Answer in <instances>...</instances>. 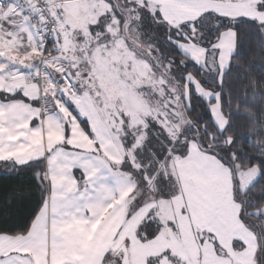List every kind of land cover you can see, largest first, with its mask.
I'll use <instances>...</instances> for the list:
<instances>
[{"label": "rangeland", "instance_id": "obj_1", "mask_svg": "<svg viewBox=\"0 0 264 264\" xmlns=\"http://www.w3.org/2000/svg\"><path fill=\"white\" fill-rule=\"evenodd\" d=\"M60 1L66 16L64 26L68 25V29L63 28L61 32L63 39L70 34V24L78 11L79 14L88 13L91 21H95L93 17L98 13L104 14L106 20L103 23H107V29L111 33L115 32L116 35L109 37L110 47L104 50L103 60L121 62L123 66L120 69L115 67L112 69L119 70L125 80L133 82L129 85L118 82L106 85V94L109 98L107 105L112 114L111 125L117 128L118 136H114L109 129L110 137L106 135L105 139L110 138V145H113L123 156L122 163L127 159L133 161L132 169L143 166L142 172L135 171L137 189L134 182L130 181L132 190L128 201L134 199L133 207L137 206V209L127 215L126 227L129 235L132 232V240H135L123 250V254L126 255L123 257V264L130 262L132 254L137 264H258L259 258L264 255V244L260 242L252 226L242 217L241 203L236 196L237 191H246L258 177V167L240 169L236 166L233 172L216 156L201 150L196 141L191 139L188 141L187 158H181L175 152L184 150L185 140L191 137L190 126L182 114L181 107L183 103L186 108L189 106L188 82L193 83L195 93L207 100L213 99L210 110L218 129H223L225 125V119L219 109L218 97L214 93L202 90L190 74L177 72L178 69L183 68L186 61L202 66L205 58V48L200 44L203 32L199 29L193 33L183 28V25L191 23L195 17L200 16L201 12L206 14L200 18L199 24L206 22L208 18L216 17V12L232 19L252 17L264 22V11L257 10L261 0ZM209 9H212L213 13L209 14ZM124 15H127L128 21L125 28L123 27L125 36L120 37L119 40L117 35L120 34ZM24 26V18L19 20L8 13L0 16V45L6 43L13 50L14 58L19 61L27 58L28 47L33 45L34 48L36 44ZM262 30L264 31V28ZM220 32L224 30L220 29ZM169 33L171 40L168 39ZM185 34H187L186 38ZM219 36L220 34L215 42H220ZM58 41L59 36L56 39V42ZM230 47L233 49L231 45L227 47L221 44L217 49V63L220 61V55L222 57L226 52L228 53ZM107 50L109 55L105 53ZM154 51L157 57L153 56ZM149 58L155 64L161 60V67L155 73H151L147 61ZM86 59L85 54V62ZM173 61H176L174 64L178 67ZM77 62L80 65L78 72L82 74L77 96H82L83 100H86L88 94L85 88L88 87V83L85 82L84 77L85 62L82 64L81 59H77ZM60 67L62 68L60 70L65 68ZM65 69L68 72L67 68ZM162 74L169 80L168 86L162 79ZM54 80L56 78H53L52 83L49 79L45 81L47 94L56 87ZM98 86L92 85L93 92ZM114 89L121 90L119 98L115 97ZM74 98L65 99L61 109L52 111L50 115H53V119L59 118L62 122L61 142L68 140L73 147H77L79 145L74 141L81 143L82 139L87 143V148H90L91 143L102 141L97 132L100 123L97 116L86 115L83 118L75 115L69 106ZM99 100L97 103L106 102L101 96ZM92 102L94 103V97ZM47 114L45 112L39 118V125L43 129L48 119ZM79 118L88 120L90 134L80 123ZM101 118L108 121V117ZM149 122H155L162 127L170 139L184 136L185 140L179 142L177 148L165 145L159 151L160 156L156 151L158 148L156 143L150 144L152 148L148 147L144 151ZM110 148L111 151L107 153L111 158H116L114 148ZM165 148L168 149V154H165ZM122 163L120 162L116 167L125 170L131 176L127 164L122 168ZM144 181L147 183L145 184ZM253 213L261 214L264 223V207ZM131 222L137 224V232L135 225L129 224ZM139 226L145 230L140 232ZM149 233L152 235L149 236ZM28 235L30 236L22 243L18 238H15L13 243L14 246L25 249L21 252L23 254L21 259L25 264H32L35 261L31 259L30 254L36 253L41 258L44 252V246L41 244L43 236L42 232L39 233L40 237L34 241V246L32 244L34 236L31 233ZM46 254L45 250L44 255ZM143 258H145L144 262Z\"/></svg>", "mask_w": 264, "mask_h": 264}, {"label": "crops", "instance_id": "obj_2", "mask_svg": "<svg viewBox=\"0 0 264 264\" xmlns=\"http://www.w3.org/2000/svg\"><path fill=\"white\" fill-rule=\"evenodd\" d=\"M60 10L64 13L61 6ZM6 13L19 20L24 18V28L27 29L31 39L36 41V49L33 45L28 47L27 58L19 61L14 58L13 50L6 43L0 45V100L6 101L3 107L14 108L21 112L25 122L32 118L31 128L19 130L26 133V139L21 138L15 142L8 140L9 134L0 126V141L6 140L7 145L17 149L20 159L43 160L42 178L46 187V205L39 211L38 217L32 220L26 234L0 235V251H10L13 247H17L14 246L13 240L18 238L22 243L30 236L29 233L34 236L32 244L35 246L34 241L42 232L41 244L47 254L44 255L43 252L41 258L36 253L30 254L31 259L35 261L32 264H123V257L126 256L123 250L135 240H132V232L129 235L126 227L127 211L129 206L133 205L134 199L128 201L132 190L131 177L125 170L116 167L117 164L122 163L123 156L113 145H110V138L105 139L106 135L110 137V131L114 136L117 135V128L111 125L112 114L107 105L109 98L106 94V85L115 82L129 85L133 82L125 80L119 70L112 69L114 67L120 69L123 66L121 62L103 60L104 50L110 47L109 37L114 36L115 32L111 33L107 29V23H103L106 20L103 13H98L93 17L95 21H91L88 13L79 14L78 11L70 24V34L63 39L61 32L63 28L68 29V25L63 24L64 27L61 26L58 31L59 44L56 42L53 48L55 53L46 57L37 44L29 17L23 15L15 5L0 10V16ZM125 25L126 19L122 18L120 25L122 28L117 35L119 40L120 37L125 36L123 29ZM222 33L224 35L219 36L220 46L231 45L234 49L236 37L230 31ZM68 40L69 43L66 45ZM233 49H229L222 57L220 55L218 62L220 69L225 70L228 67L229 57L234 53ZM105 53L109 55L108 50ZM134 53L136 54V50ZM77 59H81L82 64L85 62L84 77L85 82L88 83V87L85 88L88 94L86 100H83L82 96H77L79 80L82 76L78 72L80 65ZM60 66L67 68L69 73L65 68L63 71L67 72L75 83L74 96L56 87L49 94L46 92L47 87L44 83L48 79L51 83L53 78L57 80L58 70L62 69ZM111 79L114 81L112 82ZM93 84L99 85L94 92ZM114 90L115 97L119 98L121 90ZM11 93H15L17 97L13 98L14 95ZM99 96L106 102L97 103ZM68 97H75L69 105L75 115L83 118L86 115L98 117L100 126L97 132L102 138L101 142L91 143V147L87 148V143L82 139L81 143L74 141L79 145L77 147H73L68 140L60 141L63 131L62 122L59 118L53 119V115L50 114L52 111H59ZM93 97L96 105L92 102ZM121 97L126 99L125 96L121 95ZM86 110L87 112H84ZM45 112L48 113V119L43 129L39 125V118ZM113 112L117 113L116 110ZM101 117H108L109 122ZM3 118L4 114L0 113V120ZM87 121L90 134V124ZM110 147L114 148L116 158H111L107 153L111 151ZM11 155L12 153L6 150V144L0 142V163L6 161L17 165L15 160L9 159ZM73 200L75 202L69 205V201ZM129 224L135 225L137 232V224L132 222ZM133 234L137 239L135 233ZM11 255L20 258L23 256L21 252H12ZM3 259L5 257L0 255V260ZM126 264H137L133 254L130 262Z\"/></svg>", "mask_w": 264, "mask_h": 264}, {"label": "trees", "instance_id": "obj_3", "mask_svg": "<svg viewBox=\"0 0 264 264\" xmlns=\"http://www.w3.org/2000/svg\"><path fill=\"white\" fill-rule=\"evenodd\" d=\"M125 19L128 21V17ZM243 19L245 18L231 19L228 23L235 25ZM216 22L218 23L216 17H211L200 23L199 29L203 32L200 44L204 48L206 44L214 43L218 38L219 33L214 28ZM242 29L238 38L236 37L235 51L230 57L229 65L224 70L223 95L218 98L219 109L225 119L223 129L219 130L214 123L210 110L213 99L207 100L195 93L192 82H188L187 85L190 89L189 106L186 108L183 103L181 107L182 114L190 126L191 137H187V142L190 139L195 140L201 150L216 156L233 172L236 166L240 169L258 167V177L246 191H237L236 196L241 203L242 217L252 226L260 242L264 244V223L261 214L253 213L264 207V35L262 28L255 24L242 25ZM55 44L56 42H52L48 45L44 53L46 57L55 53L53 49ZM217 54V49L207 48L202 66L186 60L185 67L181 69L173 64L177 66V72L194 77L202 90L214 93L217 89L214 76L219 68ZM156 55L154 51L153 56L157 57ZM147 61L151 73L157 72L161 67V60L157 64L150 58ZM162 79L168 86L170 82L163 74ZM79 121L88 131L86 120L79 118ZM151 125L152 122H149L144 151L148 147L152 148L150 144L156 143L158 147L156 151L159 153L165 145L177 148L179 142L185 140L184 136L170 139L162 127L153 128ZM169 141L172 143L169 144ZM177 152L183 153L184 150L176 151V155ZM127 170L137 189L135 171L129 168ZM43 171V160H40L39 169L37 160L23 165H13L12 162L6 161L0 163V235H19L28 232L33 212L39 208L41 200H45ZM34 173L41 177L42 183L37 182ZM136 209L137 206H130L127 215ZM139 229L140 232L145 230V228L142 230L141 226ZM150 235L152 234L149 233Z\"/></svg>", "mask_w": 264, "mask_h": 264}, {"label": "snow or ice", "instance_id": "obj_4", "mask_svg": "<svg viewBox=\"0 0 264 264\" xmlns=\"http://www.w3.org/2000/svg\"><path fill=\"white\" fill-rule=\"evenodd\" d=\"M257 10L258 11H264V0H261V2L258 4ZM208 13L209 14L213 13V10L209 9ZM204 14L205 13H201V16H203ZM152 15L155 16V14H152ZM215 16H216V19L218 21V23L215 25V28H216L217 33H219L221 37L224 35V33H221L220 29H223L224 32L230 31L235 37L238 38L240 32L243 30L242 25H246V24L251 23V24L257 25L258 28H264V22L257 21L252 17H248V18H245L243 20H239L237 22V24L231 25L228 23V21L230 19H232V17H225L218 12L215 13ZM200 18H201L200 16L195 17L191 21V23H185L183 25V28L187 29L188 31L195 33L200 28V24H199ZM157 23H159V20H157ZM262 35H264V33H262ZM186 36H187V34H185V38H186ZM168 39L171 40V33H169ZM193 39H194V36H193ZM219 47H220L219 42H214L211 44H206L205 50H207V48L219 49ZM233 51H235V48L233 49ZM175 62L176 61H173V63H175ZM214 80H215V83L217 85V89L214 92V95L219 98L223 95L222 90H223V87L225 84L224 70L218 68L217 74H215V76H214ZM11 94L15 95V93H11ZM5 95H7V93ZM5 103H6V101L0 100V113L4 114V118L2 120H0V126H2L7 131V133L9 134L7 139L14 141V142L19 141L21 138L26 139L27 138L26 133L20 132L19 130H20V128H31L32 118H30L27 122H25L24 121V115L21 112L16 111L14 108L3 107V105ZM57 103H59V102H57ZM17 121H19V123H17ZM151 127L159 128V125H157L155 122H153ZM0 142H3L6 144V150L12 153V155L9 157V159L15 160L17 165L29 164L32 162L29 159H20L18 156V153H17V149L11 147L10 145H7L6 140L0 141ZM129 143H131V142H129ZM171 143L172 142L169 141V144H171ZM184 144H185L184 152L183 153L177 152L178 155H181V158H187V149H188L187 140H185ZM165 154H168L167 148H165ZM133 155H135V153H133ZM124 164H127L129 169H132L133 161H129V160L125 159V161L121 165L122 168H123ZM39 166H40V158H37V168L38 169H39ZM149 168H151L150 164H149ZM132 171H141L142 172L143 166H141L138 169H132ZM34 177L37 179L38 183H42L41 177L38 176L36 173H34ZM144 183L146 184L147 181H144ZM74 202H75V200L69 201V205L74 203ZM45 205H46V201L42 199L39 208H37L33 212V219H36L38 217L39 211L42 208H44ZM24 250L25 249L23 247H20V248L13 247L10 251H0V255L5 257V259L0 260V264H25L24 260L21 259L20 257H16V256L11 255L12 252H23ZM258 264H264V255H262L259 258Z\"/></svg>", "mask_w": 264, "mask_h": 264}, {"label": "built area", "instance_id": "obj_5", "mask_svg": "<svg viewBox=\"0 0 264 264\" xmlns=\"http://www.w3.org/2000/svg\"><path fill=\"white\" fill-rule=\"evenodd\" d=\"M60 4V0H0V10L15 5L23 15L28 16L38 45L45 53L48 45L57 39L58 31L65 23ZM57 88L70 95L76 93L74 82L63 70L58 71Z\"/></svg>", "mask_w": 264, "mask_h": 264}, {"label": "flooded vegetation", "instance_id": "obj_6", "mask_svg": "<svg viewBox=\"0 0 264 264\" xmlns=\"http://www.w3.org/2000/svg\"><path fill=\"white\" fill-rule=\"evenodd\" d=\"M123 18H126L127 17V15H124V16H122Z\"/></svg>", "mask_w": 264, "mask_h": 264}]
</instances>
